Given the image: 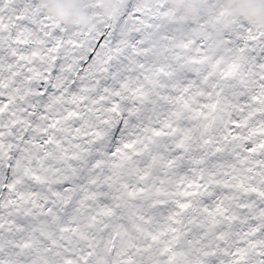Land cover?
<instances>
[{"label":"snow or ice","instance_id":"obj_1","mask_svg":"<svg viewBox=\"0 0 264 264\" xmlns=\"http://www.w3.org/2000/svg\"><path fill=\"white\" fill-rule=\"evenodd\" d=\"M110 3L0 0V264H264V28Z\"/></svg>","mask_w":264,"mask_h":264},{"label":"clouds","instance_id":"obj_2","mask_svg":"<svg viewBox=\"0 0 264 264\" xmlns=\"http://www.w3.org/2000/svg\"><path fill=\"white\" fill-rule=\"evenodd\" d=\"M46 6L50 15H53L58 22L64 24L75 23L82 28L91 27L90 21L77 10L78 0H41ZM178 10L185 4L188 7L184 14L187 18L198 19V9L192 4V0H167ZM106 11L111 9L110 0H103ZM230 4H235L236 14L244 15L256 26L264 28V0H229Z\"/></svg>","mask_w":264,"mask_h":264},{"label":"trees","instance_id":"obj_3","mask_svg":"<svg viewBox=\"0 0 264 264\" xmlns=\"http://www.w3.org/2000/svg\"><path fill=\"white\" fill-rule=\"evenodd\" d=\"M101 3H102V7H104V10L106 11V9H105V4L103 3V0H101ZM79 5H80V0H78V3H77V8H79ZM173 5V4H172ZM46 7V6H45ZM107 11H109V10H107ZM106 11V12H107ZM192 20V19H191Z\"/></svg>","mask_w":264,"mask_h":264}]
</instances>
